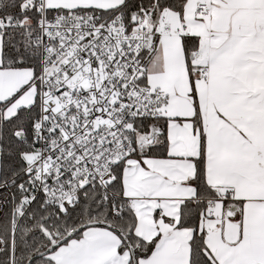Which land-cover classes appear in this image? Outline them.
<instances>
[{
	"label": "snow or ice",
	"instance_id": "snow-or-ice-1",
	"mask_svg": "<svg viewBox=\"0 0 264 264\" xmlns=\"http://www.w3.org/2000/svg\"><path fill=\"white\" fill-rule=\"evenodd\" d=\"M0 264H264V0H0Z\"/></svg>",
	"mask_w": 264,
	"mask_h": 264
}]
</instances>
